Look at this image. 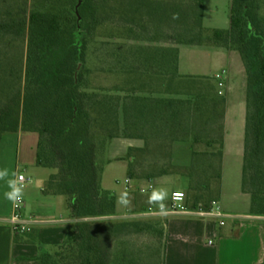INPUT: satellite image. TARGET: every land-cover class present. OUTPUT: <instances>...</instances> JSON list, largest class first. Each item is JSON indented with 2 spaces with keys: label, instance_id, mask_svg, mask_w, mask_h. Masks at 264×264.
Masks as SVG:
<instances>
[{
  "label": "trees",
  "instance_id": "obj_1",
  "mask_svg": "<svg viewBox=\"0 0 264 264\" xmlns=\"http://www.w3.org/2000/svg\"><path fill=\"white\" fill-rule=\"evenodd\" d=\"M75 2L32 0L28 10V0H0V143L5 133L20 128L37 131V163L56 169L45 190L62 193L70 216L76 218L54 251L40 247L41 264H113L118 255L115 239L154 226L138 219L102 218L116 213L118 199L102 186L96 154L119 133L143 139V145L128 147L131 166L146 158L149 145H157L164 156L169 155L168 165L176 168L178 180L187 181L183 183L191 207L208 209L218 201L226 131L210 128L220 117L214 106L224 100L215 94L209 77L179 71L178 47L143 42L157 40L158 28L165 23V38L176 44L239 52L247 80L242 189L251 196L250 212L264 214V16L259 12L260 0H231L227 28L203 24L205 0L131 1L130 9H121L127 23L118 32L136 42L123 51L114 50L109 60L111 69L135 77L122 88L88 84L91 68L85 65L86 53L100 24L93 13L98 6L94 0L82 1L83 21L78 28ZM88 14L91 22L85 25ZM20 39L22 45H14ZM175 141L187 143L189 164L173 162ZM127 174L134 175L132 169ZM154 174L150 171L147 181ZM154 230L162 237L160 258L149 264H164L165 231L162 225ZM22 234L15 239L37 241L29 232Z\"/></svg>",
  "mask_w": 264,
  "mask_h": 264
},
{
  "label": "rangeland",
  "instance_id": "obj_2",
  "mask_svg": "<svg viewBox=\"0 0 264 264\" xmlns=\"http://www.w3.org/2000/svg\"><path fill=\"white\" fill-rule=\"evenodd\" d=\"M134 1V0H131ZM129 0H94L98 6L94 8L93 13L100 19V24L95 31V36L92 42H88V50L86 53V66L91 68V72L87 75L88 84L90 86L98 87H127L128 82L135 77L131 73L123 72L119 69H111L114 66L109 62L114 54V50H125L127 44L136 42L135 40L120 36L119 28H122L127 23L122 18L121 9H130L128 4ZM78 0L75 2V6ZM82 4V3H81ZM81 6V5H80ZM128 6V7H127ZM28 10L32 8V0H28ZM181 9V8H180ZM230 9L231 0H205L203 11V24L208 28H227L230 24ZM80 12V7H79ZM260 14L264 16V0H260ZM81 14V13H80ZM146 17V14H144ZM85 19L84 24L88 25L91 19ZM83 21L81 15L80 26ZM168 26L158 28V34L155 36L158 39L155 41L144 40V43L158 44L161 46H176L179 48L178 67L181 73L185 75L207 76L214 84V91L218 98L223 99V103L214 106L215 115L218 119L212 122L210 130L212 131H229L240 128L245 135L246 127V112H247V80L245 73V66L242 58L236 50H226L225 48L215 46H195L176 44L171 40L165 38L163 30ZM124 29V28H123ZM153 29V28H151ZM89 34H87V37ZM22 39L14 42L18 47L22 45ZM10 45V44H9ZM13 47V45H10ZM60 61V59L58 60ZM216 73L223 75V86L218 84L219 79L215 78ZM133 78V79H132ZM199 80V78H197ZM201 80V79H200ZM230 87V90L228 88ZM222 87V89L220 88ZM206 117H203L201 122L204 124ZM120 132V131H119ZM35 136L33 134L28 137ZM11 132L5 133L3 140L0 143V210L9 213V201L14 194V174L15 168L25 169L27 175H33L34 183H38L40 173L35 172L32 168L22 166L17 162V154L21 151L24 153L26 144L29 143L26 138L18 142V138ZM143 142L142 138L125 137L121 133L115 135L111 139L100 146L97 156V165L100 171V178L104 188L109 187V190L120 194L123 192V200L118 199V207L115 214L112 216H103V219H138L149 221L154 226L151 229H144L142 231H130L123 236L118 237L113 241V246L118 252L114 256L113 264H149L155 263L156 259L160 258V242L162 237L154 228H161L163 231L166 228V220L164 216L157 214H144L139 211L143 205H158L160 198L165 200L162 204H168L169 196L177 187L184 188L178 181V175L175 173L176 168L168 165L169 155L164 156V151H160L157 145H149L150 150L146 158H142L131 166L129 159L126 157L128 146L133 144L137 145L136 140ZM98 142L99 139L97 138ZM187 144L185 141H175L174 148L177 143ZM12 146V148H11ZM125 155V157H124ZM107 166V163L111 162ZM173 159V158H172ZM174 160V159H173ZM175 161V160H174ZM156 165L153 166V163ZM40 165V164H39ZM165 166V167H162ZM43 166V165H41ZM40 170L47 171V177L56 172L52 167H39ZM17 169V168H16ZM128 169H132L133 176L127 174ZM154 171L156 177L152 178L154 188L149 192L140 193L138 187L147 182V174ZM17 174V173H16ZM103 175V179H102ZM132 179L131 185H125V178ZM33 178L30 184L33 183ZM16 179V176H15ZM29 184V186H30ZM104 184V185H103ZM27 188V187H26ZM23 190L19 192L23 194ZM186 190V189H185ZM24 195V194H23ZM25 198V197H24ZM154 198L155 202L152 201ZM170 198V197H169ZM66 207V212L69 210ZM67 213V214H68ZM11 214V211L10 213ZM156 226V227H155ZM13 234V232L11 231ZM164 236V234H163ZM39 247H43L46 251H54L56 245H45L37 239L35 242ZM156 253L157 255H152ZM123 254V255H122Z\"/></svg>",
  "mask_w": 264,
  "mask_h": 264
},
{
  "label": "crops",
  "instance_id": "obj_3",
  "mask_svg": "<svg viewBox=\"0 0 264 264\" xmlns=\"http://www.w3.org/2000/svg\"><path fill=\"white\" fill-rule=\"evenodd\" d=\"M228 88L230 90L229 85ZM11 133L14 135V140L15 137L18 138V142L24 138L29 141L24 153L21 151L17 154L16 151L17 162L40 173L38 183H34L33 175H30L33 183L23 190L24 216L31 226L28 232L45 245L57 244L64 239L67 226L76 218L66 212L65 197L62 193L45 190L49 175L47 177V171L40 170L39 167L43 166L37 163L38 132L20 128ZM30 134L35 136L28 137ZM243 134L240 128L229 130L224 139L221 192L218 199L225 213L223 224L220 223V218L214 215L196 216L171 212L157 214L164 216L166 220L164 264L264 263V214L250 212L251 196L242 189ZM136 143L137 146L143 145L138 139ZM179 144L180 142L174 148L173 162L189 164L191 156L188 146L184 144L179 146ZM109 164H112V161L107 163V166ZM19 167L15 168L14 182L18 169H21ZM183 180L178 182L184 186ZM140 193L145 192L140 191ZM116 194L121 197L119 199L123 198V192ZM169 197L170 195L167 199ZM12 200L13 196L9 201V213L12 210ZM152 201L155 202L154 198ZM158 202V205L155 203L154 206H159L165 200L160 198ZM149 205H143L137 212L146 214L144 208ZM9 213L0 210V264H41L38 258L41 249L37 243L15 239L18 234L11 228Z\"/></svg>",
  "mask_w": 264,
  "mask_h": 264
},
{
  "label": "built area",
  "instance_id": "obj_4",
  "mask_svg": "<svg viewBox=\"0 0 264 264\" xmlns=\"http://www.w3.org/2000/svg\"><path fill=\"white\" fill-rule=\"evenodd\" d=\"M223 75L221 73H216L215 78L219 79L218 84L220 86L224 85L221 80ZM222 89V87H220ZM32 179L31 176L25 173V169H18L15 179V192L12 200V210L9 217L11 228L17 234H22L28 232L31 226L25 219L24 206L25 198L19 191L25 189L29 186ZM125 185H131L132 179L129 177L125 178ZM154 188L153 180H150L141 185L139 190L142 192H148ZM146 214H158L163 212H171L178 214H190L196 216H218L220 218V223H224L225 213L218 201H213L210 208L205 209L202 207L193 208L187 203V193L184 188L177 187L172 190L170 194V199L168 204H160L159 206L149 205L146 208ZM211 242V240H210Z\"/></svg>",
  "mask_w": 264,
  "mask_h": 264
},
{
  "label": "water",
  "instance_id": "obj_5",
  "mask_svg": "<svg viewBox=\"0 0 264 264\" xmlns=\"http://www.w3.org/2000/svg\"><path fill=\"white\" fill-rule=\"evenodd\" d=\"M82 1H83V0H78L77 4H76V6H75V13H76V15H77V24H78V28L81 27V26H80L81 14H80V12H79V7H80Z\"/></svg>",
  "mask_w": 264,
  "mask_h": 264
}]
</instances>
